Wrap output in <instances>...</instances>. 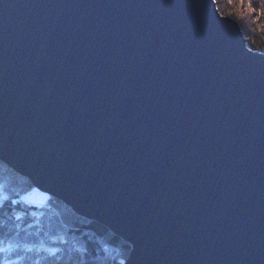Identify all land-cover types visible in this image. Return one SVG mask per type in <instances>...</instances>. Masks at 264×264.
<instances>
[{
    "label": "water",
    "instance_id": "obj_1",
    "mask_svg": "<svg viewBox=\"0 0 264 264\" xmlns=\"http://www.w3.org/2000/svg\"><path fill=\"white\" fill-rule=\"evenodd\" d=\"M216 0H0V159L128 241L126 264H264V54Z\"/></svg>",
    "mask_w": 264,
    "mask_h": 264
},
{
    "label": "trees",
    "instance_id": "obj_2",
    "mask_svg": "<svg viewBox=\"0 0 264 264\" xmlns=\"http://www.w3.org/2000/svg\"><path fill=\"white\" fill-rule=\"evenodd\" d=\"M216 3L219 11L235 13L231 18L239 22L247 46L262 52L264 31L261 30V26L264 18L259 15L260 0H216ZM249 3L251 8L248 7ZM0 185L3 187V194L10 197L4 202L3 207H0V236L6 235L10 240L29 245L39 243L43 239L49 246L62 249L57 254L62 257L61 263L77 264L82 251L76 249H86L83 255L90 264H119L121 260L126 261L129 257L132 246L128 241L100 222L78 214L62 200L54 196H48L47 200L40 204L24 200L23 195L34 189L35 185L28 177L16 172L1 160ZM11 199H17L20 202L13 206L10 203ZM33 211L38 214L43 213L40 216L42 228L39 232L34 225V218L30 215ZM16 215H22V219L16 221ZM17 223L20 224L19 236L16 235L18 230L15 224ZM30 224H33V227H28ZM45 233L53 236L66 233L70 243L52 245ZM19 255H26L32 260L37 259L35 253L21 251ZM45 255L46 253L40 254V256ZM112 258L115 260L113 261ZM52 259L49 258L47 264H52ZM25 264H28V261H25Z\"/></svg>",
    "mask_w": 264,
    "mask_h": 264
},
{
    "label": "snow or ice",
    "instance_id": "obj_3",
    "mask_svg": "<svg viewBox=\"0 0 264 264\" xmlns=\"http://www.w3.org/2000/svg\"><path fill=\"white\" fill-rule=\"evenodd\" d=\"M251 8V4L248 5ZM219 15L221 17H231L234 16L235 13L225 12L223 10L219 11ZM260 17L264 18V0H260ZM261 30L264 31V22H262ZM251 40V37H249ZM255 43V42H253ZM249 51H254V49L250 48ZM261 54H264V50H262ZM10 197L3 194V187L0 185V207H3L4 202L8 201ZM20 201L17 199H11L10 203L15 206ZM39 207V205H37ZM30 215L34 218V225L37 227L38 232L42 228L40 223V216L43 213H37L35 211L31 212ZM22 219V215H16L15 220L20 221ZM16 229L18 230L16 235L19 236V229L20 224H15ZM28 227H33V224H30ZM37 232V235H38ZM48 237V240L51 242L52 245H66L70 243V240L67 238V234H57V235H49L45 233ZM77 251H82V255L80 260L77 264H90L89 260L83 255V252H86V249H76ZM23 251L25 253H35L37 259L32 260L31 257L28 256H21L19 253ZM62 249L59 247H51L45 243L43 239L39 241V243L29 244H21L17 240H10L7 238L6 235L0 236V264H25V261H28V264H47L49 258L52 259V264H61L62 257L58 256L57 254L61 252ZM105 251H107L105 249ZM41 253H46L45 256H40ZM15 254V255H14ZM113 261L115 258H112ZM119 264H126V261L121 260Z\"/></svg>",
    "mask_w": 264,
    "mask_h": 264
},
{
    "label": "rangeland",
    "instance_id": "obj_4",
    "mask_svg": "<svg viewBox=\"0 0 264 264\" xmlns=\"http://www.w3.org/2000/svg\"><path fill=\"white\" fill-rule=\"evenodd\" d=\"M48 196H51V195L40 190L39 188L35 186L34 189H32L31 191L23 195V199L28 202H35V203L40 204V203H44L47 200ZM61 264H71V263H61Z\"/></svg>",
    "mask_w": 264,
    "mask_h": 264
},
{
    "label": "bare ground",
    "instance_id": "obj_5",
    "mask_svg": "<svg viewBox=\"0 0 264 264\" xmlns=\"http://www.w3.org/2000/svg\"><path fill=\"white\" fill-rule=\"evenodd\" d=\"M1 160V159H0ZM2 161V160H1ZM4 162V161H3ZM7 164V163H6ZM8 165V164H7ZM9 166V165H8ZM55 197V196H54ZM73 209V208H72ZM74 210V209H73ZM75 211V210H74ZM78 213V212H77ZM79 214V213H78ZM81 215V214H80ZM83 216V215H82Z\"/></svg>",
    "mask_w": 264,
    "mask_h": 264
}]
</instances>
